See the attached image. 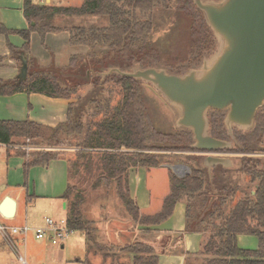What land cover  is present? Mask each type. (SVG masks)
I'll return each instance as SVG.
<instances>
[{
    "label": "trees",
    "instance_id": "1",
    "mask_svg": "<svg viewBox=\"0 0 264 264\" xmlns=\"http://www.w3.org/2000/svg\"><path fill=\"white\" fill-rule=\"evenodd\" d=\"M171 3L176 8L182 4L190 6L192 0H85L80 7L39 5L35 0H24L23 12L29 28L8 30L0 22V35L7 38L10 35H18L25 40L20 49L10 42H7V46L11 57L20 63L21 68L23 60H27L28 73L24 79L20 76L13 80L0 79V96L27 93L73 99L77 94L78 85L74 87L67 83L55 67H40L38 60L30 55L33 33L40 35L45 46L48 34L68 32L72 46H84L89 49V54L85 55L87 65L94 67L97 75L103 72L98 68L106 62L109 63V67H118L121 64L127 69L135 64L146 65L148 62L145 59L149 60L152 56L149 53L150 39L156 32L153 10L160 7L170 9ZM193 9L201 15L203 31L208 34L205 50L201 54L203 60L215 50L216 42L202 13L195 6ZM58 18L73 25L61 27L56 24ZM92 19L105 21L107 24L104 26L90 24L89 21ZM75 21L89 24H76ZM102 49L108 51L100 53ZM85 56L74 55L69 67L77 68ZM96 57L101 58L96 61ZM112 77L117 78L121 86L123 104L111 108L107 101L98 103L95 106L96 112L105 114V118L100 122L85 125L83 116L81 117L82 109L79 117L73 119L74 105L69 107L67 123L55 128L31 121L0 120V144L8 147L28 145L39 148L29 154L23 150L16 151V155L28 158L24 165L26 183L31 168L45 167L52 161L60 159L71 164L70 176L72 165L76 166L77 163L72 164L66 160L67 151L62 149L77 148L78 166L81 165L80 161H84L86 169L91 168L95 162V158L91 157L93 153L87 151L96 150L98 152L96 166L100 170L97 186L103 183L108 186L115 184L122 204L136 225L157 228L173 215L180 202L186 204L184 232L205 235L199 252L201 260L198 259L195 263L189 261L187 264H264V164L250 156L256 152L257 145L264 142V108L260 109L251 131L235 130V134L238 135L235 147L232 151H227L244 156L243 170L251 181L255 182L254 194L236 200L234 189L222 185L223 175L228 169L219 166L210 174L203 166L204 157H201L196 159L202 168L191 169V174L184 178L173 175L172 191L166 197L162 210L154 215H144L130 194L128 186L130 171L138 167L162 166L167 154L177 155L192 151L193 140L186 131L165 133L156 128L142 95L141 81L117 75L107 78ZM218 113L219 115H214L211 121V133L218 139L230 140L224 125L225 114ZM73 134L75 145L70 140ZM71 189L69 184L63 199H69ZM217 189L221 193L224 192L220 198L214 194ZM80 203L81 200H77L69 204L67 220L71 231L85 234L88 244L85 264H95L91 257L100 254L101 264H128L130 261L132 264H159L160 256L155 248L145 242L128 245L119 249L117 253L100 243L97 229L83 217ZM241 234L256 236L259 248L257 250L240 248L238 236Z\"/></svg>",
    "mask_w": 264,
    "mask_h": 264
},
{
    "label": "rangeland",
    "instance_id": "2",
    "mask_svg": "<svg viewBox=\"0 0 264 264\" xmlns=\"http://www.w3.org/2000/svg\"><path fill=\"white\" fill-rule=\"evenodd\" d=\"M38 3L39 0H36ZM52 4L59 7H80L84 4L85 0H51ZM1 3H4V0H0ZM40 4V3H39ZM42 4L47 5V0H43ZM171 8L160 7L153 10L154 23L156 25V32L153 33L150 39L151 47H149L150 54L152 55L149 60L145 59L148 62L146 65H140L143 67H163L169 70L172 73H182L188 69L198 67L202 64L203 60L201 58L202 52L205 50L206 37L208 34H205L203 31V20L201 15L193 9V0L192 5L187 6L182 4L181 7L176 6L174 8L171 3ZM193 6V7H192ZM76 24H100L101 26L106 25L105 21H99L98 19H92L87 22H74ZM56 24L61 27L73 25L67 24V21L58 18ZM207 33V31H206ZM18 38H21L18 35ZM17 43V42H16ZM1 45V44H0ZM77 51L81 46H73ZM87 52L85 54H78L81 56H87L89 54V49L86 47ZM0 46V53H1ZM108 51L107 49H102L100 53ZM73 52V50H72ZM66 55V51L63 52ZM73 56V55H72ZM85 56V59L81 61L82 63L75 69H72L68 66L57 67L60 71L63 79L70 85H78L77 94L73 97V119L79 117L80 110L81 117L83 118V123L85 125L90 122H100L105 118L104 112L97 113L95 106L100 103L107 101L111 108L119 107L123 104V94L121 86L117 82V78H102L100 75L96 74L94 67L87 65L88 60ZM116 57V56H115ZM114 57V58H115ZM68 58V57H66ZM101 57H96V61ZM0 56V62L2 61ZM112 59V58H111ZM111 61V60H109ZM20 69L21 65L18 64ZM44 67L45 66H41ZM89 67V69H88ZM116 67V66H115ZM50 68V67H49ZM92 68V69H91ZM96 68V67H95ZM109 63L106 62L105 65L100 66L98 69H101L103 72L110 69ZM117 68L122 70L127 69L123 65H118ZM132 68V67H131ZM131 68L127 69L130 70ZM88 71V72H87ZM95 72V73H94ZM85 75L87 77H85ZM142 95L144 97L145 103L148 105L152 120L155 123L158 130L165 133H180L181 130L176 129L175 121L177 115L175 112L170 110L165 106V104L145 85L141 84ZM79 100V101H78ZM93 100H95L93 102ZM69 105V107H70ZM69 110V109H68ZM218 112H212L210 115L211 121L214 119V115H219ZM224 115V114H223ZM225 117V116H224ZM68 121V117H67ZM64 122L63 124L67 123ZM62 125V124H60ZM59 126V125H58ZM192 136L191 133H188ZM237 134H235V140L237 141ZM70 140L75 145L74 134L70 136ZM193 144V143H192ZM192 146V145H191ZM59 149V148H58ZM28 151V147L18 148L15 150ZM67 151L65 157L66 160L77 163L76 166L72 165V173L69 176V184L71 186V194L69 199H58L50 201L49 199H39L37 198L28 204L27 211L33 212V219H29V223L34 226H43L45 221L43 218L49 213L53 217H57V220L60 218H68L69 216V204L81 200L80 209L83 217L91 222L92 226L97 229V238L98 241L104 245L109 246L110 249L114 250L115 253L119 249L124 248L128 245H132L135 242V239L141 238L140 234L135 230L138 225H136L130 218L126 208L122 204L121 199L118 196L116 185H107L101 184L97 186L96 182L99 178V168L97 165L98 152L87 151L93 153L91 157L95 158V164L91 165V168L86 169L84 167V161H80L81 165L78 166V152L79 150L75 147H70L69 149H62ZM99 151V150H98ZM134 152V151H133ZM133 152H130L133 153ZM3 153V152H2ZM251 157L259 159L264 164V142L257 145L256 152L250 154ZM205 157L198 153L197 151H190L187 153H179L177 155H170L164 159L165 168H143L136 175H131L130 178V187L132 192L140 191L141 197L146 200H149L148 207H141L143 214L153 215L160 212L163 208L164 201L166 197L172 191V178L173 175L178 178H184L191 174V169L202 168L201 164L196 158ZM229 158L234 159L238 162L239 167L237 169H228L226 174L223 175L222 185L234 189L236 200L245 197L250 194L255 193V182L251 181V178L244 172L242 165L243 155L230 153L228 154ZM0 201L3 196L14 195L13 191L6 187L7 184V160L3 158L1 154L0 158ZM68 162V161H67ZM183 165L187 168L178 169L175 173L173 169L168 166ZM71 164L68 163V168L70 169ZM77 169L78 171H76ZM187 170V171H186ZM76 171V172H75ZM186 171V172H185ZM47 185L44 187H49L53 185L54 180L49 179ZM220 183V182H219ZM228 185V186H227ZM214 192V191H213ZM229 192V191H227ZM24 194V192H22ZM219 198L224 194V192L219 191L218 189L214 192ZM212 195V191L210 193ZM37 200V201H36ZM3 202V200H2ZM1 202V203H2ZM146 202V201H145ZM25 206L23 199L19 200L20 212ZM147 206V205H146ZM186 209V204L182 201L177 206V211L174 218L169 222L168 225L176 226L178 220L183 222L184 213ZM19 222H24L22 218H19ZM176 222V223H175ZM0 223L8 226L9 222L2 218L0 214ZM131 223V224H129ZM21 224V223H20ZM135 228V229H134ZM135 230V234H134ZM156 231V230H154ZM9 234H11L9 232ZM124 236L125 240H121V236ZM153 236H144L149 238V240L156 239L157 236L155 233L151 234ZM179 236V235H178ZM86 241V247H85ZM238 244L240 248L246 250H257L259 248V240L256 236L249 234H241L238 236ZM201 243L196 240L193 242L192 248L194 251L201 250ZM47 251H38L36 248L31 247L30 257L27 258L28 264H67V260L76 264V260L79 258L81 261L80 264L84 263L86 258V251L88 250L87 240L85 234L82 232H73L70 235L69 241L66 243L64 249L60 245L50 244L47 246ZM19 252L24 256L23 248H19ZM34 257V258H33ZM192 258L190 261H194ZM91 260L95 264H101L102 260L101 255L96 257H91ZM21 264L18 255L12 253L8 249V245L5 242L3 234L0 232V264ZM131 262V261H130ZM129 262V263H130ZM128 263V264H129ZM85 264V263H84Z\"/></svg>",
    "mask_w": 264,
    "mask_h": 264
},
{
    "label": "water",
    "instance_id": "3",
    "mask_svg": "<svg viewBox=\"0 0 264 264\" xmlns=\"http://www.w3.org/2000/svg\"><path fill=\"white\" fill-rule=\"evenodd\" d=\"M215 38V50L200 66L182 73L163 67H111L99 75L130 78L145 84L167 108L176 113L175 127L192 134V149L205 155L203 166L237 169L227 151L235 147V130L251 131L264 108V0H193ZM28 73L23 60L20 78ZM212 112L225 114L230 140L211 133ZM176 173L183 165L168 166ZM16 201L5 197L0 213L12 219Z\"/></svg>",
    "mask_w": 264,
    "mask_h": 264
},
{
    "label": "crops",
    "instance_id": "4",
    "mask_svg": "<svg viewBox=\"0 0 264 264\" xmlns=\"http://www.w3.org/2000/svg\"><path fill=\"white\" fill-rule=\"evenodd\" d=\"M39 1L40 4L35 0L37 4L45 5L42 4L43 0ZM51 2V0H47V5H51ZM23 9L24 0H4V3L0 2V22L4 24L8 30H27L29 28V24L25 19ZM7 42H10L14 47L20 49L25 44V40L13 35H10L8 38L4 35H0V46L2 48L0 56L3 58L0 62V79L13 80L20 76L22 68L20 69L18 65L19 62L11 57ZM78 49L79 50L74 51L76 48L74 49V47L70 44V34L68 32L48 34L45 38V46L43 45L39 34L33 33L31 36L30 55L38 60L39 65L45 66L46 68L68 66L71 58L74 55L85 54L87 52V49L84 46H81ZM64 51H66V55H64ZM73 102L74 101L72 99L50 98L41 94L17 93L11 96H0V120L31 121L55 128L67 121L69 105ZM23 147L30 148L29 151L26 152L27 154L39 149L38 146L35 147L26 145L8 147L7 145L0 144V158L1 154H3V158L7 160L8 178L6 187L8 189L10 188L14 193V195H4L2 200L4 201L5 197L9 196L16 201L17 205V211L14 218L8 219L1 213L0 214L3 219L9 222L7 227H18L24 225H28L31 228L44 227L45 225L34 226L35 224L31 225L29 223V219H33L34 213L27 211L28 204H32L36 198L37 200L49 199L50 201L63 199L62 197L68 189L70 183L68 162L60 159L52 161L48 166L45 167H33L29 171L26 183L24 165L28 158L18 156L15 153L16 149ZM143 168L138 167L131 170L128 179L130 194L139 207L140 211L141 207H148L149 200H144L141 197L140 191L134 190L132 192L130 187V178L131 175H136L135 177L137 178V174ZM155 168L158 169L165 167L159 166ZM50 178L54 180L53 185L44 187L48 184ZM22 192H24V194ZM20 199H23L25 202V206L23 205L21 212L19 206ZM2 200L0 201V205L2 204ZM177 206L173 215L159 227L146 228L138 225L136 229L134 228L141 236L140 240L135 239V242H145L149 245H152L160 256L159 264H187L192 258H194L193 263H195L198 259L201 260L199 256L200 249L198 251H194L192 245L196 240H198L202 245L205 235L184 232L186 229V209L183 215V222L176 218V221L178 220L176 226L168 225L176 214ZM19 218H22L24 222H19ZM46 218H53L57 220V217H53L50 213L43 218V221H45ZM153 233L156 234V239L154 238L153 240H149V238H145L146 240H144V236H153L151 235ZM4 238L6 244L8 245V249L11 250L12 253H16V255H18L19 261L20 256L24 257L26 264H28L26 257H30L29 249L31 247L36 248L38 251H47V246L52 244L48 237L43 240H37L34 233H30L26 238L14 235L9 237L6 236ZM125 239L128 238H125L122 235L121 240ZM66 243L64 246H61L62 249L65 248ZM19 248H23L25 253L24 256L19 252ZM87 255L88 250L86 251V258ZM81 261L82 260L78 258L76 260V264H80ZM101 262L102 260L100 263ZM34 264H36V262H34ZM67 264L72 263L67 260ZM129 264L132 263L130 262Z\"/></svg>",
    "mask_w": 264,
    "mask_h": 264
},
{
    "label": "built area",
    "instance_id": "5",
    "mask_svg": "<svg viewBox=\"0 0 264 264\" xmlns=\"http://www.w3.org/2000/svg\"><path fill=\"white\" fill-rule=\"evenodd\" d=\"M29 149L30 148L28 147V151ZM0 232L4 235V237L14 235L24 238H26L30 233H34L37 240H43L48 237L53 245L64 246L73 231H71L68 225V220L65 218L60 220L46 218L45 226L36 228H31L28 225L7 227L0 223ZM9 232L11 234H9ZM20 262L22 264H26L24 257L20 256Z\"/></svg>",
    "mask_w": 264,
    "mask_h": 264
},
{
    "label": "bare ground",
    "instance_id": "6",
    "mask_svg": "<svg viewBox=\"0 0 264 264\" xmlns=\"http://www.w3.org/2000/svg\"><path fill=\"white\" fill-rule=\"evenodd\" d=\"M182 168H184V167H180L179 169L182 170ZM177 171H178V170H177ZM186 171H187V170H186ZM186 171H185V172H186Z\"/></svg>",
    "mask_w": 264,
    "mask_h": 264
},
{
    "label": "flooded vegetation",
    "instance_id": "7",
    "mask_svg": "<svg viewBox=\"0 0 264 264\" xmlns=\"http://www.w3.org/2000/svg\"><path fill=\"white\" fill-rule=\"evenodd\" d=\"M202 155V154H201ZM203 156H205V155H203Z\"/></svg>",
    "mask_w": 264,
    "mask_h": 264
}]
</instances>
